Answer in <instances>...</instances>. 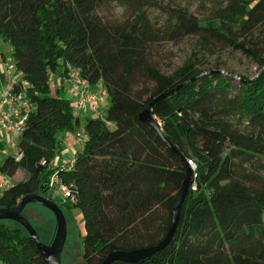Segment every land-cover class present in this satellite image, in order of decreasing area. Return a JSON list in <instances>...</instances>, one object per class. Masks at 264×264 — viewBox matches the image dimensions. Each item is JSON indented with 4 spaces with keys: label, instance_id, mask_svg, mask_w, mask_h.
Returning a JSON list of instances; mask_svg holds the SVG:
<instances>
[{
    "label": "trees",
    "instance_id": "obj_1",
    "mask_svg": "<svg viewBox=\"0 0 264 264\" xmlns=\"http://www.w3.org/2000/svg\"><path fill=\"white\" fill-rule=\"evenodd\" d=\"M132 1L0 0V43L10 45L34 104L17 144L21 158L4 156L0 165L11 179L25 176L3 191L0 208L41 194L68 212L79 209L83 263L102 264L112 252L163 241L191 169L172 241L139 264H264V38L258 34L264 0H227L216 23L180 16L172 33L255 61L257 75L240 76L237 86L232 73L202 71L195 62L163 73L153 56L157 35L142 13L114 22L98 12L104 4ZM6 59L0 53V62ZM69 68L91 86L101 83L109 103L102 117L85 118L86 141L73 165L52 168L63 151L59 136L81 125L72 102L51 83L52 74L67 75ZM162 95L150 109L158 132L139 115ZM232 118L248 130L233 126ZM53 174L69 189L66 200L49 192ZM19 227L0 224V261L46 264Z\"/></svg>",
    "mask_w": 264,
    "mask_h": 264
},
{
    "label": "rangeland",
    "instance_id": "obj_2",
    "mask_svg": "<svg viewBox=\"0 0 264 264\" xmlns=\"http://www.w3.org/2000/svg\"><path fill=\"white\" fill-rule=\"evenodd\" d=\"M226 5L227 0H136L124 5L104 4L98 12L104 19L114 22L133 17L135 13H142L143 18L148 21L157 35L158 43L154 45L153 56L156 66L163 73L170 74L187 62H195L202 71L221 68L225 73H232L235 78L233 85L237 86L240 76L254 78L257 75L259 68L255 61L240 52L224 49L218 45L208 46L206 41L198 36H188L182 39L177 35L173 37L175 34H172L178 28L176 21L180 16H186L189 21L195 19L199 24L216 23L222 15L221 10ZM258 34L264 38V29L260 30ZM10 51V45L2 41L0 43V53L5 54L9 58ZM11 66L13 67L12 62ZM6 70L5 64L0 62V75L5 76V79L0 80V93L9 84L10 76ZM59 73L60 75H56L55 77L53 74L51 75L53 92H56L58 88L61 89L63 96L72 102L71 105L74 113L80 114L81 125L83 126L85 117L96 116L87 112L79 113L74 110L77 98L70 92L69 85L64 84L63 88L59 86L60 83H58L57 79L66 75L61 71ZM14 74L16 73L14 72ZM108 103L109 99H106L103 101L102 106L98 105L99 115L104 113V109ZM230 123L241 131L248 130V128H245L247 124H239L237 119H230ZM78 129L83 128L79 127ZM59 140H61L60 137ZM18 141L17 139L16 143ZM4 151L3 140L0 139V165H2L5 155ZM9 152L15 155L17 150L14 147ZM66 160H69V156ZM24 176L23 172H19L11 180L18 182ZM55 195L54 198L63 200L61 194L56 193ZM41 196L44 197V195ZM60 208L67 221V238L61 255V262L62 264H84L82 259V239L85 234L83 215L79 209H73L68 212L66 208ZM23 216L30 221L40 240L50 245L56 234V221L53 214L39 205L31 204L25 208ZM0 224L20 228L19 225L11 221L0 222Z\"/></svg>",
    "mask_w": 264,
    "mask_h": 264
},
{
    "label": "built area",
    "instance_id": "obj_3",
    "mask_svg": "<svg viewBox=\"0 0 264 264\" xmlns=\"http://www.w3.org/2000/svg\"><path fill=\"white\" fill-rule=\"evenodd\" d=\"M11 62L13 67L11 66ZM3 63L10 77L8 86L0 93V139L3 140L5 147L4 156H8L13 155L9 152L11 148L15 147L17 150L18 143H16V140H19L21 137L26 121L34 110V104L27 91L29 84L20 79V76L15 71L12 59L9 57ZM56 75L53 76L55 77ZM62 81L64 84L70 86V92L77 98L74 107L76 112H87L96 117H102V114L99 115L98 113V103L101 99H108V93L101 83L96 86H91L80 77L79 71L71 68H69L67 75L62 78ZM75 141L79 145V148L83 146L86 141V135L83 129L75 133ZM13 156L16 160L21 158L18 151ZM74 161L75 156L70 157L65 165H58L56 162H52L50 166L52 168L72 166ZM188 164L193 171L196 170V166L192 161H189ZM11 186V178L0 173V196L3 191ZM49 192L54 196H56V193L61 194L63 200L71 196L69 189L60 182L57 174L51 176ZM0 264L3 263L0 261Z\"/></svg>",
    "mask_w": 264,
    "mask_h": 264
},
{
    "label": "water",
    "instance_id": "obj_4",
    "mask_svg": "<svg viewBox=\"0 0 264 264\" xmlns=\"http://www.w3.org/2000/svg\"><path fill=\"white\" fill-rule=\"evenodd\" d=\"M165 97L166 95H162L161 97L157 98L154 102L149 104L145 108V110L139 115V120L142 123L154 127L158 132H160V129L156 124L155 120L152 118L150 114V109L153 106V104L159 102ZM162 139L168 145V147L172 149L173 152H176L172 147V145L168 143L165 138L162 137ZM191 184H192V171L191 169H187L186 178L181 186L176 203L171 212V222H170L169 230L160 244H158L155 247L141 248L129 252H125V251L112 252L106 257V259L102 262V264H113L114 262L117 261H121L128 264H139L149 259L152 255L156 254L160 250L167 247L172 241V238L177 230L181 218L183 203L186 197L188 196L189 188ZM31 204L39 205L49 210L55 218L56 234L50 245H47L40 240L36 230L30 223V221L23 216V212L25 208ZM1 221H11L20 225L28 233L30 238L33 239L37 249L41 253L46 264H62L61 255L67 238V221L62 209L57 203L39 194H29L22 197L18 205L14 209L0 208V222Z\"/></svg>",
    "mask_w": 264,
    "mask_h": 264
},
{
    "label": "crops",
    "instance_id": "obj_5",
    "mask_svg": "<svg viewBox=\"0 0 264 264\" xmlns=\"http://www.w3.org/2000/svg\"><path fill=\"white\" fill-rule=\"evenodd\" d=\"M57 75H60V74H57ZM63 78V77H62ZM62 78H58L57 81L59 84V86L61 88H63L64 86V82L62 81ZM2 79H5V76L3 75H0V80ZM59 89V88H58ZM104 100H100L98 105L99 106H102V103H103ZM105 103V102H104ZM80 123H81V117H80V114H75ZM86 118V117H85ZM82 124V123H81ZM80 127L83 128L82 125H80ZM79 129H75L74 132H66V133H62L59 137H60V141H61V145L64 147L63 148V151L62 153L56 157V159L53 161V162H56L58 165H65L67 164L68 160H66V158L69 156L70 157H73L75 156L77 150L79 149V145L77 144V142L75 141V133L78 131Z\"/></svg>",
    "mask_w": 264,
    "mask_h": 264
}]
</instances>
